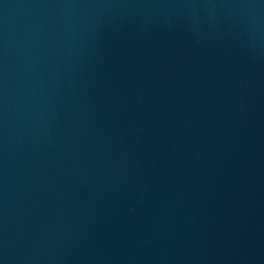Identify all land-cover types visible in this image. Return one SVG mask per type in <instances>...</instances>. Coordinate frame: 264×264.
Listing matches in <instances>:
<instances>
[{"label": "water", "instance_id": "1", "mask_svg": "<svg viewBox=\"0 0 264 264\" xmlns=\"http://www.w3.org/2000/svg\"><path fill=\"white\" fill-rule=\"evenodd\" d=\"M0 264H264V0H0Z\"/></svg>", "mask_w": 264, "mask_h": 264}]
</instances>
